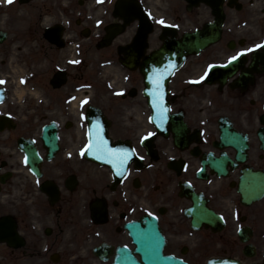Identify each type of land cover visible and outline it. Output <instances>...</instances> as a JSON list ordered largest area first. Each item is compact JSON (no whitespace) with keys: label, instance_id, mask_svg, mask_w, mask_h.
Returning a JSON list of instances; mask_svg holds the SVG:
<instances>
[{"label":"flooded vegetation","instance_id":"obj_1","mask_svg":"<svg viewBox=\"0 0 264 264\" xmlns=\"http://www.w3.org/2000/svg\"><path fill=\"white\" fill-rule=\"evenodd\" d=\"M25 1L0 0V218L10 239L0 243V264H114L118 248L135 249L130 232L138 233L144 217L157 221L165 253L189 264H264V197L254 196L264 193V0L226 3L220 43L174 76L168 133L153 134L156 161L140 135L153 127L151 111L141 92L128 97L139 79L127 88L116 83L112 48L99 57L97 81L87 75L88 54L74 56L81 32L74 19L88 8L74 0ZM195 17L197 27L213 20L204 5ZM58 24L64 37L59 28L47 35ZM150 45L153 51L157 40ZM232 57L224 83L219 72L203 81L208 67ZM91 105L109 120L111 142L131 141L144 160L114 190L111 169L86 155ZM45 127L53 139L44 147ZM23 139L39 155H26ZM37 157L39 177L26 164ZM47 181L58 187L54 199L52 188H42Z\"/></svg>","mask_w":264,"mask_h":264},{"label":"snow or ice","instance_id":"obj_2","mask_svg":"<svg viewBox=\"0 0 264 264\" xmlns=\"http://www.w3.org/2000/svg\"><path fill=\"white\" fill-rule=\"evenodd\" d=\"M7 3L11 4L12 3V0H7ZM258 47H264V45H260ZM240 55L243 56V55H245V53H240ZM236 59H238V57H232L229 60V63H232ZM213 67H216V66H214V65L213 66H210L209 71H211V68H213ZM0 83H3V82L0 81ZM89 148H95L97 151H99V152H101V153H103L104 155H107V156H114V155H116L115 153L112 152V150L108 149L106 143L105 142H102V141L101 142H98L96 144L89 145ZM126 159H127V154H125L122 157H120V163L123 164L124 160H126Z\"/></svg>","mask_w":264,"mask_h":264}]
</instances>
